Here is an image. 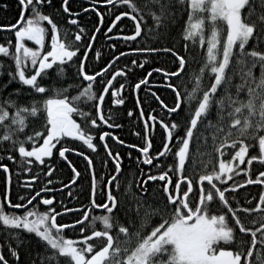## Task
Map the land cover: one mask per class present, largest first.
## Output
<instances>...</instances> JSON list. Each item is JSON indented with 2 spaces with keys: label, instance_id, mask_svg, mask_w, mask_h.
Wrapping results in <instances>:
<instances>
[{
  "label": "snow or ice",
  "instance_id": "1",
  "mask_svg": "<svg viewBox=\"0 0 264 264\" xmlns=\"http://www.w3.org/2000/svg\"><path fill=\"white\" fill-rule=\"evenodd\" d=\"M98 2L90 0L89 6L82 9L86 14L91 7L99 17L86 47L84 37L89 35L88 30L75 18L79 13L70 12L69 0H63L60 7L73 17L67 21L75 29L72 38L70 30L65 27L62 32V26L47 11L53 8L52 0H17L15 22L0 25V29L14 33V48L11 39L0 43V54L11 61L0 60V75L7 74V79L0 81L3 132L0 153H6L7 159L17 165L18 176L28 174L25 182L18 184L25 190L17 193L18 202L10 199V175L0 194V248H6L7 253L0 251V264H36V258L39 264H264V171H259L253 179L249 167H240L245 161L248 166L254 161L264 165V0H102L109 6L107 15H114L107 25L105 38L111 40L108 34L122 17H127L134 23V31L123 36L117 33V37L126 45L138 46L113 55L104 67L90 74L86 61L91 58L90 50L94 49V41L105 21V14L94 7ZM0 7L6 10L9 6ZM185 12V51L189 41L193 46L198 41L201 48L206 44L205 59L198 71L190 70L186 57L173 47L152 46L171 37L177 19ZM49 32L50 50L45 51ZM26 42H33L35 47ZM141 43L145 46H139ZM115 47L113 44L112 48ZM161 52L172 55L173 68L156 67L129 87L135 92L151 83L154 73H162V86L173 94L172 104L166 103L151 88H145L144 101L137 97L139 119L144 121L143 145L127 146L137 150L135 166L140 169V176L136 177L132 171L129 173L132 179L122 180L123 157L108 140L118 146L125 145V141L99 129L102 124L109 128L121 127L114 122L116 114L109 109L106 117L102 106L109 91L112 105L124 103L118 97L125 85L120 84L117 89L113 81L126 72L116 68L106 83L100 78L121 57ZM96 56L99 57V50ZM131 65L142 69L144 61L132 59ZM257 68L258 74L254 72ZM72 71L88 82L82 88L77 85L79 90L75 94H72L73 84L66 80ZM127 71L131 72L132 68ZM182 77H185L183 82ZM94 82H98V88ZM12 84L18 86L3 95V90ZM153 100L159 102L157 107L163 114H153L155 109L145 113L142 103ZM89 102L94 112L85 110ZM127 115L131 118L133 110L129 109ZM185 115L190 119L185 120ZM74 116H79L83 124ZM29 118L34 124L43 121L46 135L41 131L27 134ZM157 123L163 130V140L162 147L153 154L151 137ZM88 125L90 130H86ZM94 134L98 135L99 143ZM64 137L82 142L90 154L59 146L64 143ZM209 137L219 157H225L226 150L233 149L231 159H220L218 170L213 167L211 171L199 172L198 177L189 176L186 160L190 143L195 142L199 151L201 143L206 145ZM173 139L176 147L170 143ZM29 142L30 148L26 147ZM254 146H258V154L250 153V149L254 152ZM57 148L58 158L67 163L72 173L67 184L60 183V189L67 190L69 185L75 186L79 178H84L80 191L88 193L86 206L69 208L61 198L57 209L56 197L49 195L56 191L50 186L55 183L52 175L57 166L45 158H52ZM69 151H75L87 162L83 173L66 155ZM14 152L19 154L18 158ZM93 156L95 163H101L105 169L109 159L114 166V170L100 173L99 180L103 183L99 187ZM128 156L131 158L132 153ZM170 156L171 163L167 159ZM141 162L147 166L146 170ZM34 166H39L38 174L32 173ZM0 169L9 173L4 163H0ZM241 172L247 178L234 181L233 176ZM40 174L44 180L37 188L32 182L38 181ZM148 182L155 185L151 193ZM245 184L262 186L258 200L244 198L247 204L254 203V207L241 206L237 189H243ZM69 196L75 198L72 193ZM216 199L226 212H210V205ZM5 202L8 209L24 211H8ZM38 202L46 206L43 211L38 210ZM81 209L83 213L78 219L61 222L63 214L79 213ZM95 209L104 212L94 214ZM65 230H78L83 235L67 238ZM21 248L26 249L27 260L21 259Z\"/></svg>",
  "mask_w": 264,
  "mask_h": 264
},
{
  "label": "trees",
  "instance_id": "2",
  "mask_svg": "<svg viewBox=\"0 0 264 264\" xmlns=\"http://www.w3.org/2000/svg\"><path fill=\"white\" fill-rule=\"evenodd\" d=\"M53 8L47 9L49 13H51L52 19L54 22H56L58 25L62 26V32L63 29L66 27L70 30V38L74 35V26H71L67 23V21L70 18V15L68 13H64L63 9L60 7V5L63 3V0H52ZM7 4L9 7L5 10L4 8L0 7V25H7L9 23H14L15 19L18 17V9H17V0H0V5ZM90 4V0H69L68 7L70 9V12H76L79 13L78 17H75L78 19L79 23L84 26L87 30L89 35L84 37V46L86 47V42L88 39H90V33L95 30V25L99 22V17L95 15V12L92 10L91 7H89L88 13H83L82 9L84 7H88ZM95 9L98 11H101L105 14V21L104 24L101 26L100 33L97 34V38L94 41V49L90 50L91 52V58L86 61L89 69V73L91 74L94 71H98L99 67H104L108 61L112 58L113 55L124 51L127 52L129 48L137 47L138 45L136 43H129L125 44L122 40L118 39H111L108 40L105 38V31L107 29V25L111 22V19H114V15L108 16L107 5L103 4L102 0H99V2L94 5ZM124 10V9H120ZM118 14V12L116 13ZM187 20V14L186 12L182 14L178 19L175 27L172 29V35L169 39L163 42H157L152 43V46L157 47H173L174 50L182 54L186 57L188 61V67L190 70L198 71L200 64L204 62L205 54H206V44L203 48L200 47L198 41L195 46L192 45L191 41L188 43V50L185 51V41L183 39V25L185 21ZM151 22L150 20L148 21ZM46 23V22H45ZM117 27L114 29L112 33H109L108 35L111 37L117 36V33H120L123 35H128L132 31H134V24L127 18L121 19V21L117 22ZM122 25V27H119ZM11 39L13 41V48H14V33H10L8 30L0 29V43H7V41ZM28 46L35 47L33 42H26ZM115 44L116 47L112 48V45ZM139 46H145L144 44H140ZM45 51L50 50V32L48 35H46V44H45ZM96 50H99V57L96 56ZM137 59L139 62L140 60L144 61V67L141 69L139 67L131 65V60ZM173 57L170 53L165 54L161 52L159 55L157 54H147V53H132L131 55H126L124 57H121L118 62H114L113 67L111 70L107 73L102 75L100 79H103L104 82H107L108 78H111V72L115 71L116 68H123L125 69L126 75L125 76H118L114 81L113 85L119 89L120 84H124V89H121L119 92L118 98H123L124 103L121 105H112L111 104V92L109 91L106 93V100L102 106L104 115L107 117L109 115V109H111L116 114L115 123H118L121 125L120 128H109L107 125H100L99 130L103 131H110L114 133L115 135L119 136L120 139L125 141V145L118 146L115 145V143L109 138L108 143L112 145L116 150L120 151L121 156L123 157L122 160V166L124 171V176L121 177L122 180L126 179H132V177L129 175L130 172L134 171L135 176H140V169L135 166V159L137 157V150L129 148L127 145L129 144H136V145H143V133H144V121L139 119V112L140 108L136 107V101L137 97L139 96L141 101L145 100L146 93L145 88H151L152 91L156 92L166 103L172 104L173 100V94L169 89L162 86V73H154L153 76L150 78L151 83L142 85L141 89L137 91H132V89L129 87V85H134L139 79H142L148 71L156 68L161 67L165 69H171L173 68ZM0 60H8V58H4L2 54H0ZM199 61V63H197ZM10 63L11 61L8 60ZM127 65V68H132L131 72L127 71V68L125 66ZM14 67V65H13ZM254 72L256 74L259 73V69H255ZM7 79L6 72L3 75H0V81H4ZM238 79V78H237ZM67 83L73 84L74 88L72 90V94H75L78 88H76L77 85H79L80 88L85 86L88 82H85L82 77H77L76 73L74 71L69 73V78H66ZM185 80V77L181 78V82ZM208 78L206 77V83ZM96 83V87H99L98 82ZM44 84H48V80L45 79ZM18 85L12 84L9 86V88L3 90V95H7L9 92H11L12 88L17 87ZM110 89L112 86H109ZM191 87V85H189ZM102 90V89H101ZM150 95V93H148ZM158 101H152L150 103H142L141 107L145 111V113L153 111L155 109V112L153 114L161 115L163 114L161 112V108L157 107ZM129 109L133 110V116L131 118L128 117L127 113ZM86 111H93L91 102H89V107L85 109ZM182 115H184L182 113ZM74 119L77 120L78 123L83 124V121H81L79 116H74ZM185 120L190 119V117L185 115ZM214 118V113H213ZM98 119V117H97ZM113 121L110 120V123ZM206 123V122H205ZM151 126V122H149ZM91 125L87 126L86 130H90ZM201 129L203 130V125H201ZM34 131H41L42 135H46V130L43 128V121H37L35 124L33 123V119L29 118L28 120V127H27V134H31ZM135 133H139V135H136ZM0 134H3L2 129H0ZM182 134V130L181 133ZM205 134L207 135V132L205 130ZM175 136V134H174ZM64 143L59 146H64L67 148H75L77 151H84L85 154H90V150L86 149V146L82 145V142L78 140H73V138H62ZM94 139L97 143H99L98 135L94 134ZM153 147L150 149V151L154 154L156 151H158L162 147V140H163V130L159 127V124L157 123V126L154 130V137H151ZM38 143H42V140H39ZM170 143L173 144L174 147L176 145L173 141H170ZM26 147H31L30 142L26 144ZM254 152L253 149H250V153L258 154V146H254ZM101 156H104L103 148L100 147L99 149ZM233 151V149L229 148L226 150L225 157H219L218 154H216L213 150V145L211 142V138H208V142L205 145L203 142L201 143V146L199 148V151H197V145L195 142L190 143V154L188 160H186V164L189 165V171L188 175L193 176L194 174L197 175L201 171H211L213 167H215L218 170V163L220 159H231L230 153ZM55 155L52 158H45L46 160H51L53 164H55L57 167L54 170V174L52 175V179L55 182L50 187H53L56 189L53 193H50L49 195H54L56 197V201L54 203L56 204L57 209L60 208V201L61 198L63 200V204L66 207L69 208H78L81 205H87L88 203V193L87 192H81L80 188L84 184L85 180L84 178H79V183H77L75 186L69 185L67 190H61L60 189V183L67 184L68 180L71 178V169L67 167V163L65 161H62L58 158V148L54 150ZM132 153V157L129 158L128 153ZM203 153V155H201ZM210 154V155H209ZM0 155L3 156V159L0 160V163H4L9 167V173L5 174L3 172V169H0V194L3 193L5 190L6 182L8 179V176H11V196L10 199L13 203L18 202L17 193H24L25 190L18 187V184H22L25 182V178L27 177V173L22 174L21 176H18L17 173V165L13 161H9L7 159L6 153H0ZM18 158V153H13ZM68 155L69 159L72 160L74 165L77 167V169L83 173L85 171L86 167V161L83 160V158L75 151H69L66 153ZM173 157H168V162L171 163ZM94 159V167L97 174L98 179V187L100 183H103V181L99 180V176L101 172H106L108 170H114V166L111 164V161L109 159L108 168L105 169L104 166L101 163H95V157ZM211 161V162H209ZM236 163V162H234ZM204 164H207V168H204ZM131 165V167H130ZM141 167H143L145 170L147 169V166H144L141 162ZM167 165H165V168ZM241 168L243 167H249L251 171V176L253 179H255L256 174H258L259 171H264V165L259 164V162H253V165L248 166L246 164V161L244 164L240 165ZM40 171L39 166H34L32 169L33 174H38ZM44 171H46V166H44ZM155 169H153V173H155ZM244 173H239V176H233V180L236 182H241L243 179H246ZM87 179L91 180V176L89 175ZM44 180V176L42 174L39 175V180L36 182H32L35 187H40V182ZM219 183V182H217ZM206 189H207V182H204ZM148 190L149 193L152 192L155 185L152 182H148ZM262 186L253 184V185H247L245 184L243 186V189H237V194L241 198L240 203L241 206H251L254 207V203L247 204L245 202V197L251 200H258L259 198V191ZM133 188H136L135 180L133 179ZM197 195L196 199L198 200L199 197V189L197 187L196 189ZM69 193H72V196L75 198H70ZM160 193H157L159 195ZM119 195V193H117ZM192 197V194H190V199ZM0 202H2V195H0ZM4 206L6 210L15 212V213H22L24 209L19 210H12L8 209L7 203H4ZM38 210L43 211L46 206L42 205V203L38 202ZM233 206H235V202L233 201ZM104 210H94V214H103ZM210 212L213 214H219L220 212H226V209L222 207V205L219 203L218 199L214 200L210 205ZM83 213V209L79 213H67L63 214L60 217L61 222H70L71 220L78 219ZM243 217V213H240ZM230 215V214H229ZM123 220V217H121ZM238 232V230H237ZM65 235L67 238L77 239L79 236L83 235L79 233L78 230L72 231V230H65ZM239 235V234H238ZM246 239L248 237H245ZM95 239V238H94ZM0 244H2V237H0ZM0 251H4L6 253V248H0ZM21 251V259L27 260V251L24 248L20 249ZM36 251H39V249H36ZM11 260V258L9 257ZM36 264H39V258H36Z\"/></svg>",
  "mask_w": 264,
  "mask_h": 264
},
{
  "label": "water",
  "instance_id": "3",
  "mask_svg": "<svg viewBox=\"0 0 264 264\" xmlns=\"http://www.w3.org/2000/svg\"><path fill=\"white\" fill-rule=\"evenodd\" d=\"M123 18H127V17H122L121 19H123ZM127 19H129V18H127ZM5 30H7V29H5ZM9 31V30H8ZM122 36V35H121ZM112 39H118V40H122L121 38H118L117 36H114V37H112ZM85 82H87V81H85ZM108 127V126H107ZM67 138H71V137H67ZM12 210H19V209H12ZM98 210H102V209H98Z\"/></svg>",
  "mask_w": 264,
  "mask_h": 264
},
{
  "label": "bare ground",
  "instance_id": "4",
  "mask_svg": "<svg viewBox=\"0 0 264 264\" xmlns=\"http://www.w3.org/2000/svg\"><path fill=\"white\" fill-rule=\"evenodd\" d=\"M134 24V23H133Z\"/></svg>",
  "mask_w": 264,
  "mask_h": 264
}]
</instances>
